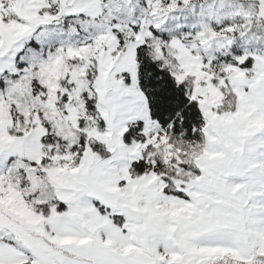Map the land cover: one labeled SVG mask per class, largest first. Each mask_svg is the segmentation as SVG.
I'll return each mask as SVG.
<instances>
[{
	"label": "snow or ice",
	"instance_id": "1",
	"mask_svg": "<svg viewBox=\"0 0 264 264\" xmlns=\"http://www.w3.org/2000/svg\"><path fill=\"white\" fill-rule=\"evenodd\" d=\"M0 264H264V0H0Z\"/></svg>",
	"mask_w": 264,
	"mask_h": 264
}]
</instances>
